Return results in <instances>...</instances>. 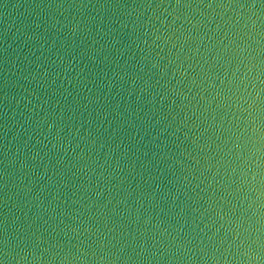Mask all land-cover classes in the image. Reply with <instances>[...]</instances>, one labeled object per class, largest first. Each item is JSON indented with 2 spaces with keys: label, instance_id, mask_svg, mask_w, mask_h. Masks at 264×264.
Wrapping results in <instances>:
<instances>
[{
  "label": "water",
  "instance_id": "water-1",
  "mask_svg": "<svg viewBox=\"0 0 264 264\" xmlns=\"http://www.w3.org/2000/svg\"><path fill=\"white\" fill-rule=\"evenodd\" d=\"M2 264H264V0H0Z\"/></svg>",
  "mask_w": 264,
  "mask_h": 264
},
{
  "label": "snow or ice",
  "instance_id": "snow-or-ice-1",
  "mask_svg": "<svg viewBox=\"0 0 264 264\" xmlns=\"http://www.w3.org/2000/svg\"><path fill=\"white\" fill-rule=\"evenodd\" d=\"M178 2H179V0H178ZM0 264H2V262H0Z\"/></svg>",
  "mask_w": 264,
  "mask_h": 264
}]
</instances>
